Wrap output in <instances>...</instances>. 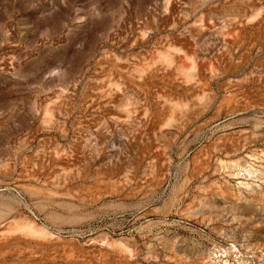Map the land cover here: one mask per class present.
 Returning <instances> with one entry per match:
<instances>
[{
	"label": "rangeland",
	"instance_id": "374dc122",
	"mask_svg": "<svg viewBox=\"0 0 264 264\" xmlns=\"http://www.w3.org/2000/svg\"><path fill=\"white\" fill-rule=\"evenodd\" d=\"M0 264H264V0H0Z\"/></svg>",
	"mask_w": 264,
	"mask_h": 264
}]
</instances>
